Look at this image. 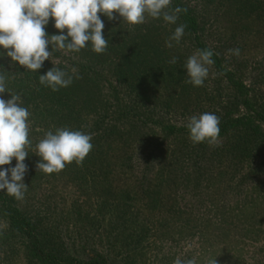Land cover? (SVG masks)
<instances>
[{"label":"rangeland","instance_id":"1","mask_svg":"<svg viewBox=\"0 0 264 264\" xmlns=\"http://www.w3.org/2000/svg\"><path fill=\"white\" fill-rule=\"evenodd\" d=\"M179 1L192 12L198 41L185 30L169 48L178 21L146 15L132 26L117 15L103 17L108 46L101 54L90 45L79 52L55 48L33 72L0 53L9 92L3 98L19 94L31 113L27 191L22 200L9 196L51 254L107 264H173L178 256L196 264H264V0ZM169 7L176 8L173 0ZM45 31L60 34L53 24ZM198 44L213 51L214 64L204 85L194 87L184 64ZM236 48L239 55L229 53ZM52 67L76 70L73 83L81 87L68 104L28 101L10 84L27 73L29 86ZM204 112L219 117V128L243 122L220 130L214 144H193L188 119ZM58 127L90 134L93 148L81 164L46 174L36 168L35 145ZM0 264H42L1 206Z\"/></svg>","mask_w":264,"mask_h":264},{"label":"clouds","instance_id":"2","mask_svg":"<svg viewBox=\"0 0 264 264\" xmlns=\"http://www.w3.org/2000/svg\"><path fill=\"white\" fill-rule=\"evenodd\" d=\"M170 4L171 0H0V49L6 50L0 53L33 72H38L49 60L53 48L79 52L90 45L92 51L101 54L108 46L102 31L105 25L101 15L109 20L116 19L118 15L132 26L144 23L146 15L154 19L162 16L166 23L176 24L179 14L185 10L180 7L169 9ZM50 19L60 34H46ZM185 28L184 24L178 25L166 40V47H173V42L179 44ZM49 45L51 51L48 50ZM229 53L239 55L240 50L229 49ZM213 55L209 49H198L187 58L184 64L187 83L194 87L204 85L209 66L214 64ZM169 62L176 63V57ZM72 73L52 67L39 75V83L56 92L73 83L76 70L73 69ZM5 92L9 93L5 77L0 75V192L22 200L28 187L24 183L28 170L24 161L29 155L26 148L32 143L29 139L31 113L22 106L19 94L10 93L11 98L5 100L2 95ZM219 123V117L212 112L191 116L187 123L189 139L193 144H214L220 133ZM91 140L90 134L68 127L47 131L35 145V154L40 157L36 168L52 174L73 161L81 164L93 148ZM13 158L15 166L2 167L11 165ZM173 264H196V259L178 256ZM209 264H217V261L212 260Z\"/></svg>","mask_w":264,"mask_h":264},{"label":"trees","instance_id":"3","mask_svg":"<svg viewBox=\"0 0 264 264\" xmlns=\"http://www.w3.org/2000/svg\"><path fill=\"white\" fill-rule=\"evenodd\" d=\"M173 2H175L176 7H180L185 10L179 14L180 21L178 20V22L180 24L186 25L185 30L194 36V40L198 41L199 40L198 37L195 36L196 22H195L194 17L192 16L191 10L187 8V6L181 3V1L179 0H173ZM173 9L175 8L173 7ZM103 17L104 16H101L102 20H103ZM49 22L50 23L48 24L50 25L53 24L52 19H50ZM64 31L66 33L67 30L65 29ZM199 49H206V47L199 45ZM48 50L51 51V45H49ZM54 53L55 54L58 53L55 48H53L52 50V54ZM124 61L128 63H134L132 62V59L130 60L125 59ZM83 69L92 71L91 70L92 66H90L89 64H86L83 66ZM120 73H124V72H120ZM89 74H91L92 76V73H89ZM26 75H28L26 77L27 78L26 80H28L31 76H29V74L27 73ZM90 77L88 78L90 81L88 85L94 84V86H96L95 80H90ZM26 80L21 79L17 83L11 82L10 84L13 88L18 86L19 91H22L23 93L22 95H24L28 101L30 100L33 101L34 99H37V97H40V98H43V103L45 104L46 102L49 103V101L58 102V103H60V101L61 102L64 101L65 104H68L70 100H72L73 96H76V97L78 96V93L76 90H78V88L81 87V85L79 86V84L76 82V83H73L74 85H72L74 88H72L71 86L62 88L61 93H58V92L52 93L51 91L48 94L46 93L44 94L43 89L39 88V86H36V85H40L39 79L37 77H33L30 80L32 82L29 86H24V83ZM23 86H24V89L22 90ZM86 98L87 97H84L83 100H85ZM107 118L108 117L106 116V114L102 115L101 119L99 118V120H96L94 122L95 124L92 125L93 129H95L98 124H102L104 119H107ZM241 119L242 118H238L237 120H228V122H226V124L223 125L220 128V130L221 131L233 130L232 127L236 126V124H239V123L241 124L243 122V119L242 120ZM252 132L256 133L257 131L252 130ZM2 167H5V166H2ZM12 203H13L12 198L6 192H0V206L1 208L5 210L6 215L10 219V227L22 236V238L24 239V243L26 244L28 250L30 251V254L40 263L42 264H107L106 262L101 260V257H96L95 260H77L75 258H72L71 256L63 257L62 255H58V254H51L50 251L46 250L43 243L41 242L39 233L36 231L34 225L29 221V219L26 218V216L18 208L13 206Z\"/></svg>","mask_w":264,"mask_h":264}]
</instances>
